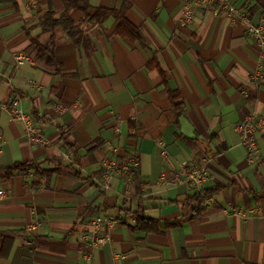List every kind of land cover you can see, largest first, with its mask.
Masks as SVG:
<instances>
[{"label":"crops","instance_id":"crops-1","mask_svg":"<svg viewBox=\"0 0 264 264\" xmlns=\"http://www.w3.org/2000/svg\"><path fill=\"white\" fill-rule=\"evenodd\" d=\"M81 1L72 38L45 24L64 0H0V234L12 239L0 264H264V133L249 162L236 131L264 115V49L204 7L181 25L188 0ZM232 2L254 22L264 13V0ZM124 6L139 40L113 15L96 19ZM52 41L41 54L36 43ZM18 53L33 62L16 70ZM16 97L43 143L11 118ZM159 142L176 161L209 162L201 212L194 187L161 183L171 169ZM131 157L137 168L103 192L102 161ZM97 216L116 224L92 247Z\"/></svg>","mask_w":264,"mask_h":264},{"label":"built area","instance_id":"built-area-1","mask_svg":"<svg viewBox=\"0 0 264 264\" xmlns=\"http://www.w3.org/2000/svg\"><path fill=\"white\" fill-rule=\"evenodd\" d=\"M204 7L211 10L216 16H225L235 23L244 26L246 35L255 40L259 48L264 49V13L260 16L259 22H254L238 6L233 4L232 0H188L183 7L179 23L183 26L189 25L193 20V14L196 8ZM33 62L30 56L24 53L15 55V69L31 64ZM261 68V66H260ZM262 76V72H258ZM256 76V74H255ZM258 78V77H257ZM7 110L11 118L21 123L31 142L41 144L45 141L42 134L38 131L35 119L27 114L22 106L21 100L16 97L8 105ZM59 110H67L65 106H60ZM237 134L240 138V144L245 146L248 151V160L253 162L259 150L256 144L254 133L256 131L264 133V115L249 114L244 121L237 126ZM162 156L169 162L170 172H164L160 176L163 184H174L177 186L188 185L195 188L197 193H203V185L208 179L209 162L207 160H182L176 161L168 153L163 142L158 143ZM138 164L134 158H130L127 163L105 159L102 161L103 177L99 181V188L103 192H108L112 188V182L118 175L129 176L137 168ZM3 194L0 191V196ZM206 204H210L207 199ZM116 224V220L108 217H95L91 222V234L89 242L92 247L106 246L111 241L109 230ZM108 230V231H107Z\"/></svg>","mask_w":264,"mask_h":264},{"label":"trees","instance_id":"trees-1","mask_svg":"<svg viewBox=\"0 0 264 264\" xmlns=\"http://www.w3.org/2000/svg\"><path fill=\"white\" fill-rule=\"evenodd\" d=\"M65 1V13L64 15L59 18L58 20L55 19V13L50 10L49 13L46 16V21L45 24L47 26V30L48 31H54V29H56L57 27H62L64 29V31H68L70 36L72 38H74L75 36H77L79 34L78 32V28L75 26V24L73 23V21L70 19L69 17V13L73 10V9H81L83 10L85 13L87 11L88 8V4L81 1V0H64ZM129 6H124L121 10L119 11H113V10H98L97 12V18H106L109 15H113L115 16V18H117L120 21V24L117 28V33L121 36V37H129L131 39H141V34L140 32L133 27L126 19V12L128 10ZM34 43V41H33ZM39 51L42 53H45L47 55L52 54L53 53V47H54V41H52L50 44L42 46L38 43H36ZM171 98L173 100V102H175V100L178 98V95H173L171 94ZM210 198V195L207 192L204 193H196L194 194L193 198L191 199V201L194 202V204L196 205V212L195 213H199L203 210L204 205L206 203V200ZM141 222H148L145 218H143L141 220ZM138 228H141V226H138ZM3 242L4 245L0 244V260L2 258H6L8 257L11 247H12V239L7 238L5 234H0V243Z\"/></svg>","mask_w":264,"mask_h":264}]
</instances>
